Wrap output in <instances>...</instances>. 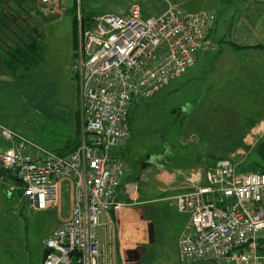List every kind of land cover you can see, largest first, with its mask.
<instances>
[{"label":"built area","instance_id":"built-area-1","mask_svg":"<svg viewBox=\"0 0 264 264\" xmlns=\"http://www.w3.org/2000/svg\"><path fill=\"white\" fill-rule=\"evenodd\" d=\"M50 13L61 0H38ZM216 23L211 11L191 13L174 6L144 18L138 8L126 16L101 14L90 25L80 21L72 70L79 82L81 144L59 155L0 125L11 143L0 167L21 185L35 212L60 205L61 182L77 189L71 214L45 240L42 264H99L98 229L103 213L120 209L116 193L129 170L112 158L131 137L130 109L180 77L197 60ZM227 163L207 174V184L174 198L189 215L179 237L182 264H264V172L237 173ZM15 187V186H14ZM75 254H78L76 256Z\"/></svg>","mask_w":264,"mask_h":264},{"label":"rangeland","instance_id":"rangeland-1","mask_svg":"<svg viewBox=\"0 0 264 264\" xmlns=\"http://www.w3.org/2000/svg\"><path fill=\"white\" fill-rule=\"evenodd\" d=\"M114 1L120 7L140 4L138 0ZM114 1L72 0V4L75 2L74 7L79 10L83 4L84 12L87 3L94 4L96 10L90 14L97 16L105 12L103 8L108 2L113 4ZM29 6L38 8V13L35 15L33 9L28 10ZM41 9L44 14L39 11ZM65 11L62 3L59 11L50 13L38 0H0V48L3 50H6L5 46H11L14 32L28 31L27 27L19 30L23 20L32 27V16H35L34 22L42 26L38 38L42 46L39 63L31 66L29 71L21 67L17 72L0 61V77L3 76L0 124L55 152L75 137L80 115L79 82L72 70L79 48V28L75 26L72 9ZM222 14L217 18L216 31L208 34L202 50L198 51L199 68L205 67L207 56L212 54L209 49L219 42L225 29L227 15ZM78 16L82 14L78 12ZM8 17L15 19L17 24ZM21 35L28 43L29 38ZM0 59L7 57L0 56ZM219 92L220 89L210 85L208 77L194 65L151 97L135 100L128 116L131 137L122 153L129 168L124 176L133 179L136 170H141L149 156L155 161L164 159L165 163L158 161L154 166L161 167L165 175L194 177L196 187L206 185L208 172L227 163L236 164L237 173L264 172V138L258 146L247 147L248 151L238 149L250 128L264 117V105L254 108L256 105L251 99L243 96L229 95L226 100L222 93L217 96ZM214 97H221V100ZM176 109L178 112L173 114ZM211 115L217 117L216 128L206 130L204 125L211 121ZM196 118L201 119L197 133ZM1 176L8 177L6 174ZM0 183V264H42L43 242L56 226V219L70 217L69 196L63 197L60 214L55 217L51 212L32 210L22 197L18 182H14L15 187L10 190ZM163 205L164 211L163 206L160 209L162 221L159 222L165 232L151 248L144 264L180 262L171 241L175 224L182 217L187 219V215L180 214L173 200ZM196 264L215 263L208 260Z\"/></svg>","mask_w":264,"mask_h":264},{"label":"crops","instance_id":"crops-1","mask_svg":"<svg viewBox=\"0 0 264 264\" xmlns=\"http://www.w3.org/2000/svg\"><path fill=\"white\" fill-rule=\"evenodd\" d=\"M137 2L140 4H130L125 7L118 6L116 1L113 4L108 2L107 6L103 8L105 12L101 14L109 13L126 16L132 7H138L142 16L149 18L163 14L170 5L191 13L211 11L217 15L220 12H224L227 15L225 16L226 21L228 20L232 23L228 36V41L231 44L228 41L224 44L219 42L213 44L212 48L209 49L212 54L207 56L206 65L203 68H199L200 58L198 57V52L195 63L196 70L200 69V73L202 72L208 77L210 85L220 89L217 96L222 93L226 100H228L229 95L233 97L243 96L251 99V103L256 105L254 108L264 105V48H256L264 45V0H138ZM61 3L64 11L66 8L68 11L72 9L74 12L75 26L79 28L80 21L82 26L90 25V21L94 17L90 13L96 10V5L87 3L86 11L84 12L82 10L83 4L79 10V8L74 7L75 2L72 4V0H61ZM30 9H33L34 13L36 12L35 15L38 13V8L35 6H29L28 10ZM39 11L42 12L43 10ZM76 11L82 14V18L78 16V12L76 14ZM39 16L42 17V15ZM8 18L14 24H17L14 22L15 19ZM17 19L20 20L18 17ZM34 19L35 16H32L33 25H38L41 30L42 26L34 22ZM22 24L23 27L20 28L19 26V30L27 27L28 31L26 32V29H23L24 33L14 32L12 34L13 38L10 40L11 46L7 47L9 46L7 45L4 47L7 51L0 48V56L6 55L7 57V59H0V61L7 67H9L8 51L11 48L15 49L16 44L20 45L21 42H24V35L21 34H25L29 39L34 37L30 23L23 20ZM227 24L226 22L224 31L227 29ZM214 26H217V20ZM2 77H0V84H3ZM214 98L218 101L221 100V97ZM212 111L215 110L212 109ZM216 119V116L211 115V121L207 122L206 126L204 125L205 129L213 130L216 128ZM200 120L196 118V133L198 132ZM224 129H226V123ZM263 138L264 117L260 118L258 123L250 128L242 141V147L238 149L248 151L247 147L250 149L258 146ZM10 146L11 143L6 141L0 134V153H3ZM123 150L124 147L112 151V158L126 163L122 157ZM146 163H148L146 165L147 168L141 165V170L138 169L139 172L136 170L137 175L132 177L133 179L128 176L122 177L121 185L115 196L116 202L123 204L122 207L117 210L111 208L101 216L98 229L99 264H144L149 258V252L152 251L151 248L157 244L165 232V228L159 222L162 213L160 209L163 206L162 210L164 211L165 208L163 204L169 200L174 201L175 196L181 193L191 192L197 188L196 182L193 183L194 177L189 179L188 175L187 177L183 174L173 177L168 176L162 172L161 167L156 168L147 159ZM6 175L8 177L0 175V182L7 189H13L15 181L11 176ZM66 195L69 196L72 207V204L77 199V189L70 180L61 182L59 207L57 206L43 212L54 213L56 217L58 213L60 214L61 202ZM181 215H187V219L182 217L179 219V223L175 224V231L171 241L177 250L179 264H182L179 237L189 219L188 214L182 213ZM65 220L62 217L57 218L56 226L49 232L47 237ZM45 240L43 242V259Z\"/></svg>","mask_w":264,"mask_h":264},{"label":"trees","instance_id":"trees-1","mask_svg":"<svg viewBox=\"0 0 264 264\" xmlns=\"http://www.w3.org/2000/svg\"><path fill=\"white\" fill-rule=\"evenodd\" d=\"M221 14H222V12L218 13L217 18ZM226 22L228 23L227 29L223 32L222 36L220 37L219 42L228 41V36H229V32H230L232 23H231V21H228V20ZM214 27L210 31L212 34L216 31L215 30L216 27L215 28ZM32 32L34 34V37L30 38L28 43L23 42L20 45L17 44L15 46V49L11 48L8 51L7 55H8V61H9V68L10 67H11V69L15 68V70L17 71L18 68L23 67L25 70L29 71L31 66H33L34 64H37L41 61V59H42V46L38 40L39 36L41 35V30H40L39 26L38 25L32 26ZM256 48H264V45L257 46ZM134 104H135V102L133 103V105ZM81 136H82V134H81V119H80V115H79L78 126L76 129L75 137L70 139V140H67L66 144H64L62 146V148H60L56 153L59 155H66V154L76 150L79 147V145L81 144ZM52 151H54V150H52ZM196 153H197V151H196ZM0 170H1L0 175L7 174L5 171H3L1 169V167H0ZM259 251H260V253L264 254V239L260 241ZM75 255L78 256V254H75ZM44 257H45V253H44ZM74 264H79V263L75 260Z\"/></svg>","mask_w":264,"mask_h":264},{"label":"flooded vegetation","instance_id":"flooded-vegetation-1","mask_svg":"<svg viewBox=\"0 0 264 264\" xmlns=\"http://www.w3.org/2000/svg\"><path fill=\"white\" fill-rule=\"evenodd\" d=\"M148 159V161H150V163H152L153 165H155V164H157L158 163V161H162V162H164V159L163 160H158V159H156V161L153 159V157H147ZM144 165V164H143ZM145 165H148V163H145ZM144 165V166H145ZM150 165V164H149Z\"/></svg>","mask_w":264,"mask_h":264},{"label":"water","instance_id":"water-1","mask_svg":"<svg viewBox=\"0 0 264 264\" xmlns=\"http://www.w3.org/2000/svg\"><path fill=\"white\" fill-rule=\"evenodd\" d=\"M177 112H178V110L176 109V110L173 111V114H176ZM179 114H181V112H179Z\"/></svg>","mask_w":264,"mask_h":264}]
</instances>
